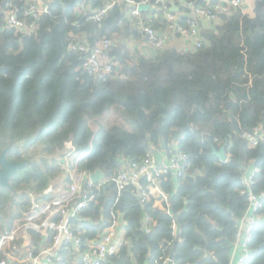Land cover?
Returning <instances> with one entry per match:
<instances>
[{
    "label": "trees",
    "instance_id": "1",
    "mask_svg": "<svg viewBox=\"0 0 264 264\" xmlns=\"http://www.w3.org/2000/svg\"><path fill=\"white\" fill-rule=\"evenodd\" d=\"M113 2L50 0L35 27L21 33L5 27V13L13 10L22 19L25 2L0 0V152L10 141L25 140L8 159L27 163L15 174L13 187L42 196L55 181L70 183L66 142L74 147L71 169L87 175L101 171L105 180L152 150L155 158L184 154L183 174L157 181L166 198L162 208L150 195L142 202L146 180L122 190L113 183L88 187L85 182L82 190L91 200L70 219L80 245L78 250L59 248L61 264L80 262L88 245L115 221L124 238L109 264H162L166 259L169 264H230L238 223L248 209L241 180L250 166L257 170L253 194L264 193V140L250 148L241 137L264 130V0H254L251 18L243 9L215 12L219 24L199 26L200 42H190V50L165 44L151 56L132 53L124 43L143 38L125 2L115 3L100 23L90 19ZM218 3L167 0L140 19L162 39L171 25L182 38L177 29H188L192 8L214 10ZM81 5L86 9L79 13ZM168 15L180 17L170 24ZM104 39L113 41L116 66L100 78L83 69L85 56L70 44L85 41L92 48ZM111 115L115 120L104 125ZM222 147L226 162L212 154ZM31 149L36 151L32 157ZM28 207L20 204L0 236L22 220ZM256 215L244 264H264V200ZM29 234L34 242L42 239Z\"/></svg>",
    "mask_w": 264,
    "mask_h": 264
},
{
    "label": "built area",
    "instance_id": "2",
    "mask_svg": "<svg viewBox=\"0 0 264 264\" xmlns=\"http://www.w3.org/2000/svg\"><path fill=\"white\" fill-rule=\"evenodd\" d=\"M23 1L26 4L23 18H18L17 14L11 10L5 13V27L26 33L35 27L34 23L36 20L47 11L50 0ZM120 2H125L131 8L129 13L130 18L137 20V29L143 35L144 45L152 52L162 50L165 46L164 40L156 31L142 24V20L140 19L141 13L138 12L137 8L140 5H149L150 8H157L158 6L164 5L167 0H140L138 3L131 0H115V2L107 4L104 8L91 13L90 19L96 23H100L113 5ZM243 6V0H219V3L214 6V10H210L209 8H192V16L194 18L188 25V29L178 28L177 31L181 37L188 39L197 46L200 42L198 20L204 19L210 23L216 19V13L225 14L229 8L243 9ZM84 9H86V6L81 5L77 12H83ZM28 19L34 20V22L28 24ZM167 19L170 24L175 21L174 17L170 15L167 16ZM169 29L176 30L174 25H171ZM112 43V40L104 39L90 48L86 45L85 41H81L70 44V49L85 56L82 66L83 69L96 77L102 78L112 73L116 66L110 54ZM241 137L247 141L250 148H254L259 142L264 140V130L257 128L253 133H246ZM64 145L66 150V155L64 156L66 165L74 158V147L71 142H66ZM186 161V155L173 154L167 164H159L152 150L139 163L125 162L121 170L113 178L106 180L103 178L99 186L113 183L119 190H122L126 185H138L141 180H146L149 186L142 191V202H144L148 199L149 195L152 196L151 190L155 189L160 193L159 187L157 186V181L160 177L169 175L174 178H179L184 172ZM69 166L71 167L70 164ZM70 167L67 168L70 183L66 185L65 193L58 194L57 191L60 190L49 186L44 190L42 196H53L52 199L38 203L35 200L36 198H32L29 211L23 215L22 220L15 226L16 230H43L44 232L52 233L51 247L45 249L40 254H34L32 251H28L26 254V264H61L63 258L58 252L59 248L66 245L75 247V250L79 248L80 241L71 230L70 219L85 209L87 203L91 200L88 194L82 190V185L85 182H87L88 187L94 184L89 180V175L85 173L80 174ZM256 173L257 170L253 169L250 174L249 170H247L241 180L244 193L248 200V209L238 223V231L233 244V252L238 250L239 255L237 261L232 262L231 260L230 264H244L250 254L248 244L252 239L253 227L258 221L256 213L262 207L264 200V193L255 195L252 192L254 175ZM160 197L166 200L165 196H162L161 193ZM47 215L51 217L49 219L43 218V216ZM147 221L145 219L143 225V229L146 232L149 230ZM118 229H121L119 222H113L112 226L99 239L88 245L86 251L81 256L80 262L77 264H109V259L115 256L118 251ZM15 231L5 234L0 238V254H3L4 257V259L0 260V264H8V255L5 249L10 247V244L15 240ZM162 264H169V259L164 260Z\"/></svg>",
    "mask_w": 264,
    "mask_h": 264
},
{
    "label": "crops",
    "instance_id": "3",
    "mask_svg": "<svg viewBox=\"0 0 264 264\" xmlns=\"http://www.w3.org/2000/svg\"><path fill=\"white\" fill-rule=\"evenodd\" d=\"M253 4H254V0H243V13L248 16V17H252L253 16ZM174 11H176V9H172ZM180 17L179 15H176L174 18H178ZM200 22L199 26H203V27H209L212 24L216 25L219 24V20H215V22L213 23H209L204 19H200L198 20ZM200 28V27H199ZM138 40V39H137ZM137 40H132L131 43H135L133 45V50L134 52H139L140 54H142L143 56H151L152 51L150 49H148L144 44H137ZM165 44L167 45V47H175L176 49H178V46H180V48L182 50L180 51H184V50H190L192 48V44L190 43V41L188 39H184L183 37L180 38V40H177L176 38L172 37L171 40H168V38L163 39ZM179 50V49H178ZM157 163L159 164H167L169 161V157L165 154H157V158H156ZM69 168V163H67L65 165V169ZM253 167L250 166L249 168V173L252 172ZM59 181L57 182H53V187L56 190H60L57 191L58 194H64L65 193V189L66 186H60L59 185ZM52 184V183H51ZM50 184V185H51ZM44 192V191H43ZM42 192V194H43ZM151 194L152 197L154 198V206L157 208H162V198L160 197V193L153 189L151 190ZM63 196V195H62ZM36 198L35 200L38 201V203L44 202L46 200V196H36V195H32V197H28L29 198V207L26 209V212L29 211L30 207H31V199L32 198ZM51 216L47 215V216H43V218L45 219H49ZM20 221V220H19ZM19 221H15L13 223L12 229L10 231H6L0 236V238L2 236H4L5 234H9L13 231H15V226L18 224ZM30 231L35 232L36 234H38L40 237H42V239L40 238L39 242H34V239L30 236ZM118 241H119V246L122 244L123 242V229H118ZM15 240L10 244V247H7L5 249L6 254L8 255V264H26V254L28 251H32L35 254H40L42 251H44L47 248L51 247V236L52 233L49 232H44L43 230H39V231H34V230H16L15 231ZM13 245V246H12ZM12 246V248H11ZM9 249V250H8ZM60 250V249H59ZM239 255V251L236 250L231 253V260L232 262H236L237 261V257ZM1 258L4 259L3 254H0ZM72 257V256H71ZM1 260V259H0Z\"/></svg>",
    "mask_w": 264,
    "mask_h": 264
},
{
    "label": "water",
    "instance_id": "4",
    "mask_svg": "<svg viewBox=\"0 0 264 264\" xmlns=\"http://www.w3.org/2000/svg\"><path fill=\"white\" fill-rule=\"evenodd\" d=\"M149 8H150L149 5H140L138 6L137 9L139 13H143L147 11ZM24 142L25 140L10 141L8 142L7 146L4 149H2L0 152V188L2 190L9 191L12 194H15L16 192L13 190L10 184V181L13 179L15 174H17V172L20 169L24 168L27 165V163H16V162L10 161L8 159V154L14 149L18 148L19 146H22ZM162 149H164L163 145H162ZM173 154H176V152H173ZM212 154L216 156L220 162H226L227 160V155L223 147L220 148L219 150H216L215 148H213ZM103 178L104 176L101 171H96L93 174L89 175V180L94 185H98ZM25 192L27 193L26 196L32 197L31 193L23 190V194Z\"/></svg>",
    "mask_w": 264,
    "mask_h": 264
},
{
    "label": "rangeland",
    "instance_id": "5",
    "mask_svg": "<svg viewBox=\"0 0 264 264\" xmlns=\"http://www.w3.org/2000/svg\"><path fill=\"white\" fill-rule=\"evenodd\" d=\"M174 19H176V18H174ZM216 20V19H215ZM215 20H213V21H211V22H215ZM162 37L164 38V39H166V38H168V40H171V38L172 37H174V38H176L177 40H180V37H178L172 30H170V29H166L165 31H163L162 32ZM124 43H125V45L130 49V51L132 52V53H134V50H133V45L135 44V43H131V40H124ZM137 44H144V40H143V38H140V39H138L137 40V42H136ZM136 45V44H135ZM134 45V46H135ZM178 49L179 50H182L181 48H180V46H178ZM115 120V117H113L112 115L111 116H106V118H105V120H104V122H103V124L104 125H107L108 123H112L113 121ZM36 153V151H35V149H31L30 151H29V153H28V156H30V157H32V156H34V154ZM251 173V172H250ZM249 173V174H250ZM60 183H59V185L60 186H64L63 185V180L61 179V180H58ZM55 182H57V181H55ZM52 185H54L53 183H52ZM28 191L29 192H31L29 189H28ZM11 197V196H10ZM10 197H8L7 196V198L8 199H6L5 197H3L2 198V201H3V203H4V205H3V207H2V211H3V215H2V218H1V220H0V230L2 229V228H5V226L8 224V221H9V219L10 218H13V212H16V213H19V211H21V208L20 209H17V210H14L13 211V209H12V206L10 205L11 204V201H10ZM15 201H23V203H28V201H29V199L28 198H23V199H20V197H16V198H14V197H12ZM6 203V204H5ZM10 217V218H9ZM7 231V230H6Z\"/></svg>",
    "mask_w": 264,
    "mask_h": 264
},
{
    "label": "flooded vegetation",
    "instance_id": "6",
    "mask_svg": "<svg viewBox=\"0 0 264 264\" xmlns=\"http://www.w3.org/2000/svg\"><path fill=\"white\" fill-rule=\"evenodd\" d=\"M8 156H9V154H8ZM13 182H14V177H13V179L10 181V184H11V186H12V188H13V190L16 192L15 194H12L11 192H9V191H6V190H2L1 188H0V200H1V202H0V207H1V212H3L2 211V207H3V205H4V203H3V201H2V198L3 197H7L8 195H6L7 194V192H9V194H10V196L11 197H14V198H16V197H23L24 195L26 196L27 195V193L25 192L24 194H23V190L22 189H15V187H13ZM50 186H53L52 184L50 185ZM2 191H3V193H2ZM19 192H21V193H19ZM34 198V197H33ZM7 199V198H6ZM13 201H11V206H12V209H13V211L14 210H17L18 208H19V206H20V204H22L23 202L22 201H15L14 199H12ZM6 204V203H5ZM0 212V213H1ZM0 217H1V214H0Z\"/></svg>",
    "mask_w": 264,
    "mask_h": 264
},
{
    "label": "clouds",
    "instance_id": "7",
    "mask_svg": "<svg viewBox=\"0 0 264 264\" xmlns=\"http://www.w3.org/2000/svg\"><path fill=\"white\" fill-rule=\"evenodd\" d=\"M73 159H74V158H73ZM73 159H72V161H73ZM49 186H50V185H49ZM49 186H48V187H49ZM48 187H47V188H48ZM47 188H46V189H47ZM46 189H45V190H46Z\"/></svg>",
    "mask_w": 264,
    "mask_h": 264
}]
</instances>
